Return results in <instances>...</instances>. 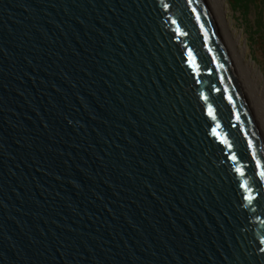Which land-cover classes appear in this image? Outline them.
I'll return each mask as SVG.
<instances>
[{
	"label": "water",
	"instance_id": "1",
	"mask_svg": "<svg viewBox=\"0 0 264 264\" xmlns=\"http://www.w3.org/2000/svg\"><path fill=\"white\" fill-rule=\"evenodd\" d=\"M0 264H264V133L210 0H0Z\"/></svg>",
	"mask_w": 264,
	"mask_h": 264
},
{
	"label": "rangeland",
	"instance_id": "2",
	"mask_svg": "<svg viewBox=\"0 0 264 264\" xmlns=\"http://www.w3.org/2000/svg\"><path fill=\"white\" fill-rule=\"evenodd\" d=\"M224 4L230 30L245 48V60L264 77V0H224Z\"/></svg>",
	"mask_w": 264,
	"mask_h": 264
},
{
	"label": "bare ground",
	"instance_id": "3",
	"mask_svg": "<svg viewBox=\"0 0 264 264\" xmlns=\"http://www.w3.org/2000/svg\"><path fill=\"white\" fill-rule=\"evenodd\" d=\"M210 3L264 133V77L253 67L252 62L245 60V48L239 46V39L230 30L224 0H210Z\"/></svg>",
	"mask_w": 264,
	"mask_h": 264
}]
</instances>
